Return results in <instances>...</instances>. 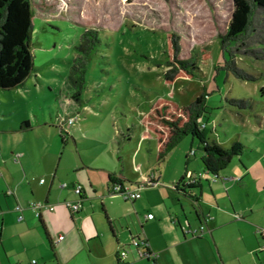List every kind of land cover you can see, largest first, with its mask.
Returning a JSON list of instances; mask_svg holds the SVG:
<instances>
[{
	"label": "rangeland",
	"instance_id": "1",
	"mask_svg": "<svg viewBox=\"0 0 264 264\" xmlns=\"http://www.w3.org/2000/svg\"><path fill=\"white\" fill-rule=\"evenodd\" d=\"M32 1L36 15L31 39L34 71L20 89L0 90V151L9 152L13 139L23 137L21 146L34 152L37 161L51 153L58 162L63 151L62 167L69 158L74 165L81 158L95 166L135 153L146 167L152 166L157 147L160 151L170 133L163 120L181 117L185 121V116L178 115L180 110L206 94L209 123L204 118L199 121L209 142L230 146L240 141L244 145L241 158H234L223 172L225 176L233 180L241 176L240 159L264 157L263 8L255 12L248 40L228 47L234 67L247 78L224 65L231 55L223 53L220 36L232 19L233 0ZM85 32H95L99 40L88 61L83 51ZM183 61L194 64L191 74L182 68ZM85 62L84 83L79 86L75 82L80 80L81 63ZM235 100L245 106L235 105ZM69 118L77 128L73 131L77 143L66 144L56 133L54 121L64 136L70 133ZM23 119L33 125L18 131ZM191 150H196V157H191ZM186 152L190 154L189 169L194 175L202 174L203 150L197 139L187 136L163 165L167 177L179 166L183 182L188 180ZM262 182L255 177L245 184L259 192ZM230 193L241 204L256 202L261 194L250 198L247 188ZM251 220L256 223L255 231L251 230L260 234L264 211H256ZM222 235L227 246L223 244L222 250L230 252L224 253L228 260L231 255L235 261V254L244 253L245 244L255 243L253 233L243 241L235 228ZM242 261L246 262L245 257Z\"/></svg>",
	"mask_w": 264,
	"mask_h": 264
},
{
	"label": "crops",
	"instance_id": "2",
	"mask_svg": "<svg viewBox=\"0 0 264 264\" xmlns=\"http://www.w3.org/2000/svg\"><path fill=\"white\" fill-rule=\"evenodd\" d=\"M24 122H29V127L23 126ZM54 123L62 142L77 143L73 134L76 125L64 136ZM31 125V120L23 119L18 131L31 129ZM20 139H13L9 152L0 151V264H119L122 251L127 252L122 264H264L261 237L253 232L256 223L251 220L256 211H264V157L240 159L239 182L225 176L227 168L217 181L206 175L192 188L185 187V192L179 166L172 176L163 172V165L175 149L158 164V146L156 162L147 167L137 159V153L95 166L81 158L74 165L69 158L62 167L66 155L63 151L58 162L49 152L37 161L34 152L21 146L24 138ZM192 156L196 157L197 152ZM189 164L190 154L186 152L187 175L194 174ZM201 171L205 172L202 160ZM110 177L132 190L139 189L141 198L131 201L116 194ZM145 177L152 179L144 182ZM255 177L263 181L256 202L236 201L230 193L235 188H247L250 198L259 194L253 192L252 184H245ZM79 185L83 187L81 195L75 191ZM79 201L82 210L72 213L68 203ZM33 202L43 205L39 217L30 206ZM255 204L259 206L255 208ZM17 205L23 209L22 220ZM230 210L241 219L234 220ZM148 215H154V219ZM202 225L206 228L203 234L199 231ZM233 228L243 241L248 233L255 238V243L245 244L244 253L235 254V261L231 255L228 260L224 255L227 249L221 247L226 243L222 232ZM135 239L145 241L155 258L142 256L141 250L132 245Z\"/></svg>",
	"mask_w": 264,
	"mask_h": 264
},
{
	"label": "trees",
	"instance_id": "3",
	"mask_svg": "<svg viewBox=\"0 0 264 264\" xmlns=\"http://www.w3.org/2000/svg\"><path fill=\"white\" fill-rule=\"evenodd\" d=\"M233 1L234 13L232 19L226 32L220 36L223 53L229 52L231 55L230 61L225 60L224 65L225 69H232L237 76L249 78L244 71L234 67L233 54L228 50V47L239 43L243 45L248 40L253 31L255 12L257 8L264 9V0ZM35 16L32 0H0V90L20 89L34 71L31 39L35 29ZM82 38L84 42L86 41V45H83L86 48L83 51L85 50L86 60L88 61L90 53L95 49L99 40L95 32H85ZM79 48L82 49L83 47L80 46ZM85 64L86 62L81 63L82 69L80 71L82 75L80 80L75 82L76 85L82 86L84 83ZM180 64L190 74L189 69L191 67L195 68L190 61H183ZM175 70L178 71L177 68ZM72 79L74 80V78ZM232 103L242 107L245 106L242 101L235 100ZM180 111L178 115L185 116V121L181 117L172 121L163 120L170 133L158 153V164L164 163L168 155L180 145L184 138L191 136L199 141L203 150L201 160L205 167V176L210 175L217 181L220 173L230 166L233 159L242 155L244 145L240 141H235L229 147H224L216 141L209 142L206 129L203 128L204 126L201 127L199 121L200 118H204L209 123L206 111V94L201 95L191 105L183 107ZM23 126L29 127V122H24ZM110 182L114 185H123L122 181H118L114 177H110ZM194 184L183 185V191H185V187L192 188L195 186Z\"/></svg>",
	"mask_w": 264,
	"mask_h": 264
},
{
	"label": "built area",
	"instance_id": "4",
	"mask_svg": "<svg viewBox=\"0 0 264 264\" xmlns=\"http://www.w3.org/2000/svg\"><path fill=\"white\" fill-rule=\"evenodd\" d=\"M66 124H67V126L73 125L74 124L73 118H69L66 121ZM191 154L192 155L195 154V151L192 150ZM187 177H188V180L184 181L183 184L184 185H191V184H194V183L202 181L205 178V174L202 173L200 175H194V174H190L189 173L187 175ZM151 179L148 178V177L147 178L146 177L143 178L144 182H149V181H151ZM212 181H216V180L212 179ZM40 182L44 183V179H41ZM82 189H83V187L81 185H79V186L76 187L75 191H76L77 194L81 195ZM113 189H114V192L116 194L122 195L126 200L135 201V200L141 198V192H140L139 189L132 190L128 186H123V185L120 186L118 184L114 185ZM30 206L35 211L36 216L39 217L40 216V209L43 207V205L33 202V203H31ZM67 206H68V208L70 209V211L72 213H79L82 210V204H81L80 201L77 202V203H68ZM16 211L19 213V220H22L23 219V216H22L23 209H22V207L17 205L16 206ZM148 218L149 219H154V215H148ZM205 230H206L205 226L202 225L200 227L199 231L203 234L205 232ZM199 231H196V234H198ZM260 237H261L260 250L264 251V230L260 231ZM62 238L63 237H60V239H62ZM132 245L135 248L141 250L140 253H141L142 256H147V257H151V256L153 257L154 256V258H155V255L151 254L150 251L148 250L149 247H148V244L145 241H143L141 239H135V240H133ZM126 255H127L126 251L120 252V255L118 256L120 264L123 263V260L126 257ZM33 264H37V262L33 261Z\"/></svg>",
	"mask_w": 264,
	"mask_h": 264
}]
</instances>
